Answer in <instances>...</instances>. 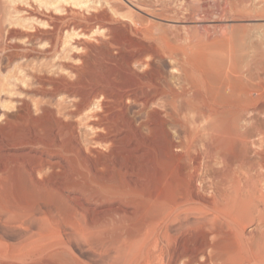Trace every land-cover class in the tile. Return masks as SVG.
<instances>
[{
    "label": "bare ground",
    "instance_id": "1",
    "mask_svg": "<svg viewBox=\"0 0 264 264\" xmlns=\"http://www.w3.org/2000/svg\"><path fill=\"white\" fill-rule=\"evenodd\" d=\"M119 24L139 37L133 49L110 38L107 72L96 57L48 92L70 99L67 118L26 101L6 115L22 128L3 135L0 153H23L4 155L20 179L4 183L12 169L0 166V264H78L74 222L27 187L69 164L79 119L92 136L88 149L105 146L114 173L107 190L132 209L111 227L85 231L87 264H264V85L238 73L237 29L204 28L208 43L192 52ZM117 57L124 67L116 71Z\"/></svg>",
    "mask_w": 264,
    "mask_h": 264
},
{
    "label": "rangeland",
    "instance_id": "2",
    "mask_svg": "<svg viewBox=\"0 0 264 264\" xmlns=\"http://www.w3.org/2000/svg\"><path fill=\"white\" fill-rule=\"evenodd\" d=\"M207 4L205 0H0V140L10 129L22 128L6 115L16 113L23 101L30 103L33 111L49 103L59 116L65 117L71 107L70 99L60 92L53 95L48 92L53 86L61 88L63 77L73 82L77 71L89 68L96 57L107 72L110 38L124 49H133L139 37L119 22L142 28V35L157 40L160 47L162 37L171 46L192 52L207 45L208 33L204 28H226L228 34L230 28H236L235 36L241 40L236 46L238 73L248 72L251 86L264 85V0H216ZM218 30L212 40L221 34ZM212 57L211 62L216 60ZM217 61L228 63L224 59ZM122 62L117 57L114 69H122ZM260 118L264 123V115ZM79 123L78 145L70 148L73 156L69 164L56 169V174L52 169H45L37 175L38 181L28 183L27 189L31 198L41 199L47 205L57 204L60 216L74 222L75 236L71 242L82 256L76 248L73 250L78 264H87L90 244L85 231L98 226L111 227L132 209L107 190L114 173L106 158L105 146L102 153L90 151L87 145L93 143L92 136L85 122L79 119ZM243 125L239 122V126ZM22 153V149L4 148L0 166H8L9 157ZM13 164L14 160L9 165L12 170L3 175L4 183L20 177ZM55 188L57 192L51 193ZM42 212L44 216H40L49 219L46 210ZM254 228L255 225H250L246 232Z\"/></svg>",
    "mask_w": 264,
    "mask_h": 264
}]
</instances>
